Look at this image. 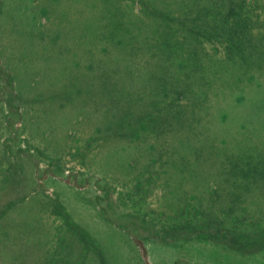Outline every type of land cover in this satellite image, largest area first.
Returning a JSON list of instances; mask_svg holds the SVG:
<instances>
[{
    "label": "rangeland",
    "instance_id": "1",
    "mask_svg": "<svg viewBox=\"0 0 264 264\" xmlns=\"http://www.w3.org/2000/svg\"><path fill=\"white\" fill-rule=\"evenodd\" d=\"M0 264H264V0H0Z\"/></svg>",
    "mask_w": 264,
    "mask_h": 264
}]
</instances>
